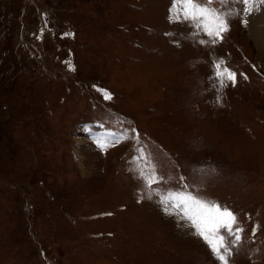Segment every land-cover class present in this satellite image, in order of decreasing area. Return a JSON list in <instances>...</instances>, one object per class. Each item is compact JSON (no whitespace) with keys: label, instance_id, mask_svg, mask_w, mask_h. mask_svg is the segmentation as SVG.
<instances>
[{"label":"rangeland","instance_id":"1","mask_svg":"<svg viewBox=\"0 0 264 264\" xmlns=\"http://www.w3.org/2000/svg\"><path fill=\"white\" fill-rule=\"evenodd\" d=\"M172 5L0 0V264H216L178 214L146 195L137 202L138 146L156 158L162 187L188 185L236 214L244 242L229 264H264V59L254 13L243 27L237 6L224 5L230 32L201 46L207 38L190 37ZM221 57L237 86L217 91L208 78ZM96 137L119 142L101 151Z\"/></svg>","mask_w":264,"mask_h":264},{"label":"snow or ice","instance_id":"2","mask_svg":"<svg viewBox=\"0 0 264 264\" xmlns=\"http://www.w3.org/2000/svg\"><path fill=\"white\" fill-rule=\"evenodd\" d=\"M264 4V0H260ZM224 5H236V13L240 18L241 26L247 27L248 17L252 15L256 8V0H173V7L177 12L174 15V21L185 23L189 28V36L206 37L199 39L198 43L203 46L211 44L215 47L218 43H223L224 35L230 32L229 23L230 11H224ZM173 14L170 11V21ZM47 26V25H45ZM43 29L37 35V39H42ZM73 33H63L61 38L72 36ZM69 71L74 67L67 63ZM255 67V66H254ZM211 75L209 81L213 82V87L218 84L217 91L237 86V73L227 66V61L221 57L219 60H213L210 65ZM245 80L246 74L240 73ZM103 95L104 100H110L111 94L106 90L98 89ZM216 102L220 103V97H216ZM90 131V130H89ZM135 133V129H131ZM128 137L125 136V139ZM137 143L139 137H136ZM119 139L108 140L103 137H96L94 143L105 151L108 144L115 146ZM135 165L134 173L141 180L143 194L138 203L142 202L144 196L147 199L155 201L161 207V210L170 216H177L178 222L184 221L182 225L190 231L191 235L200 239L213 255L216 264H229V258L238 252L244 242L243 232L245 231L238 225L236 214L229 208L221 206L218 202H209L195 195L190 186L184 185L179 190L162 187L164 177L159 172V166L156 158L143 147L138 146L135 149V156L131 158ZM215 169H194V172L205 174L214 172ZM184 178L181 177V180ZM110 215V214H109ZM258 226H252V236H256Z\"/></svg>","mask_w":264,"mask_h":264},{"label":"bare ground","instance_id":"3","mask_svg":"<svg viewBox=\"0 0 264 264\" xmlns=\"http://www.w3.org/2000/svg\"><path fill=\"white\" fill-rule=\"evenodd\" d=\"M258 5L253 12L250 31L252 34V39L255 45L258 47V52L260 53L261 48L262 51V59H264V4L257 3ZM260 55V54H259Z\"/></svg>","mask_w":264,"mask_h":264}]
</instances>
